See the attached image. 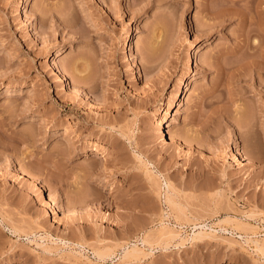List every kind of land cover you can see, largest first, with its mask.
<instances>
[{"label": "rangeland", "instance_id": "obj_1", "mask_svg": "<svg viewBox=\"0 0 264 264\" xmlns=\"http://www.w3.org/2000/svg\"><path fill=\"white\" fill-rule=\"evenodd\" d=\"M236 1L0 0V264H264V69L228 71L264 1Z\"/></svg>", "mask_w": 264, "mask_h": 264}, {"label": "bare ground", "instance_id": "obj_2", "mask_svg": "<svg viewBox=\"0 0 264 264\" xmlns=\"http://www.w3.org/2000/svg\"><path fill=\"white\" fill-rule=\"evenodd\" d=\"M154 2H155V0H153ZM158 1V0H157ZM224 1V0H223ZM226 1V0H225ZM228 1H230V3L231 2H238V1H236V0H228ZM264 1V0H263ZM261 2H262V0H258V3L257 4H254V7H255V5L257 6V8H259L258 7V5H260L261 4ZM227 3V2H226ZM254 3V2H253ZM223 4V3H222ZM221 4V5H222ZM219 6V5H218ZM224 7H225V5H223ZM222 6V7H223ZM227 6V5H226ZM230 7V6H229ZM256 8V7H255ZM256 8V9H257ZM224 8H221V9H217L216 10V12H214V14H220V13H222L223 11H225V10H223ZM242 9V8H241ZM245 9V8H244ZM260 9V8H259ZM247 10H249V9H246V11ZM252 10V9H251ZM213 11H215V10H213ZM235 11V10H234ZM243 11V12H242ZM239 10V11H235L236 13L235 14H239V16H240V19L242 20V22H244V21H246L245 19H246V17L248 18V16H247V12L245 13V11L244 10ZM249 12V11H248ZM68 13V12H67ZM224 13V12H223ZM227 13V12H226ZM229 13V12H228ZM233 14V13H232ZM208 15H210V12H209V14ZM217 15V16H218ZM221 15V14H220ZM66 17H67V15H65ZM65 16L64 15H62L61 14V17H60V19H61V21H62V23L66 20H68V19H66L65 18ZM71 16V15H70ZM210 16H212V15H210ZM213 17V16H212ZM216 17V16H215ZM217 18V17H216ZM220 18V17H219ZM69 20H70V18H69ZM72 20V19H71ZM250 20V19H249ZM65 24H66V22H64ZM69 23V22H68ZM217 23V22H216ZM244 25V24H243ZM246 26V25H245ZM261 28V27H260ZM246 29V28H245ZM251 29V28H250ZM252 30V29H251ZM262 30V29H261ZM253 31H255L256 32V29H254V27H253ZM245 38L247 37V39L248 38H250V30L248 29V30H245ZM244 34V33H243ZM252 38V37H251ZM251 41H253V40H251ZM246 42V47L248 46V49L250 48L251 50L253 49L255 52H257V50H258V48H260L261 46H260V42L261 41H259V43H254V42ZM242 45V44H241ZM261 45H263V44H261ZM263 48H264V46H262ZM249 49V50H250ZM261 50H262V48H260ZM259 49V50H260ZM55 52H53L54 53V55H53V61H54V63L56 64L57 63V60H58V58H59V49H55L54 50ZM236 51V49L234 50H232V51H229V52H232V53H234ZM253 51V52H254ZM263 52H264V49L262 50ZM228 52V53H229ZM245 52V51H244ZM252 51H250V53H248L247 52V55H248V57H249V54L251 55L252 53H253ZM263 52H262V54H259L260 52H258L257 54L258 55H262L263 56ZM223 53H225V51H223V50H221V51H219V56H218V59H217V57H215L218 61H219V58H221L220 57V55H222ZM218 54V53H217ZM230 54V53H229ZM256 53L254 54H252L253 56H251V58L252 59H250V57H249V61H248V59L244 62V59H243V63H242V61H241V63H240V61L237 59L236 61H238V63H236V61L233 59V61L235 62V64H232V62L233 61H231V62H229V60H228V62L229 63H231L232 65H230V67H228L229 68V70H228V68L226 69V68H224V69H226V70H228V71H230L231 70V72H232V75L234 76V77H237L238 75H241L242 77H243V79H245V78H252V80L254 81V80H256L257 78H258V76H259V72L260 71H263V69H264V60L263 61H261L262 59H260V58H263L262 56L259 58L258 57V55H257ZM244 55V54H243ZM242 55V56H243ZM246 55V56H247ZM257 55V57L260 59H257L255 56ZM242 58V57H241ZM246 58V57H245ZM215 59V60H216ZM255 59H257V60H255ZM224 60V59H223ZM212 62V61H211ZM233 62V63H234ZM217 63V62H216ZM221 63V62H220ZM225 63V62H224ZM211 64H213V63H211ZM76 65V64H75ZM215 65V64H214ZM217 66H219V64L217 65ZM226 66V65H225ZM228 66H229V64H228ZM74 67V66H73ZM210 67V66H209ZM224 67V66H223ZM217 69H218V67H217ZM220 69V68H219ZM244 70H246V71H248V70H250V72L248 73V72H245ZM223 71H225V70H223ZM231 74V73H230ZM256 74H258V75H256ZM237 75V76H236ZM232 76V77H233ZM185 77V76H184ZM182 78L181 79V81H180V83L181 84H183V87H182V91H181V93L179 94V97L177 98V100L175 101V103L173 104V108H175V107H178L180 104H181V102H182V100L186 97V95H187V93H188V91L190 90V86L188 85V83H187V80H186V77L185 78ZM231 77V78H232ZM239 78H240V76H239ZM242 79V78H241ZM259 80H260V78H259ZM257 81V80H256ZM264 82V80L261 82V83H263ZM260 92V91H259ZM261 93H263V90L260 92V94ZM244 108V107H243ZM242 109V108H241ZM240 109V110H241ZM243 110V109H242ZM245 112V111H244ZM244 112H243V115H244ZM248 113V112H247ZM171 114V113H170ZM253 116V115H252ZM244 117V116H243ZM241 118V117H240ZM245 119V120H244ZM244 121L242 122V124H240L239 126H241V128H244V129H241L240 127H239V129L240 130H238L239 131V133H240V135H239V137H241V141L243 142V143H245V141H247L248 140V137H250L251 138V135H253V133H255L254 131H252L253 129H251V127H252V121H251V119L250 118H245L244 117ZM253 120H254V118H253ZM169 121V112L166 114V115H164L160 120H159V123H158V129H157V133H159L160 135H162V136H164V135H166V130H165V126H166V123ZM240 123V122H239ZM255 124V123H254ZM253 124V125H254ZM251 126V127H250ZM255 126V125H254ZM253 126V127H254ZM251 129V130H250ZM257 133V132H256ZM255 133V134H256ZM170 140L171 141H177V139H176V136L175 135H170ZM251 140V139H250ZM249 141V140H248ZM183 142V141H182ZM95 143H96V145H98V146H96L94 149H95V153L96 154H98L99 156H107V155H110L111 154V151H110V149L107 147V146H105V145H100L99 144V142H97V141H95ZM186 143V142H185ZM244 145V144H243ZM248 145V144H247ZM246 145V146H247ZM245 146V147H246ZM246 149V148H245ZM248 149V148H247ZM250 151V150H249ZM247 152L248 151H245L244 150V152H242L243 154V156H245V159L246 160H248V162L249 163H252L253 164V160H252V157H253V155H250V152H249V155L247 154ZM253 154H255V152L253 153ZM252 156V157H251ZM257 158V157H256ZM253 159H254V157H253ZM248 163V164H249ZM91 164H93L92 162H91ZM21 178L22 179H24V180H30L31 179V176H30V174L27 172V171H23L22 172V175H21ZM41 182V181H40ZM39 182V183H40ZM170 193H169V190H167L166 191V197H167V200L168 201H172L171 200V197H170V195H169ZM229 221H231L230 219H229ZM239 226V225H238ZM256 246H257V249H259V250H264V245H260V244H255ZM135 251H137V249L136 248H133V249H130V250H127L126 252H125V255H130L131 253H134ZM98 254L101 256L102 255V257L103 256H106V255H109V253L107 254V252H103V251H99L98 252ZM132 255V254H131Z\"/></svg>", "mask_w": 264, "mask_h": 264}]
</instances>
